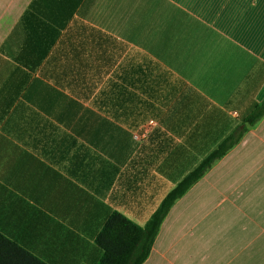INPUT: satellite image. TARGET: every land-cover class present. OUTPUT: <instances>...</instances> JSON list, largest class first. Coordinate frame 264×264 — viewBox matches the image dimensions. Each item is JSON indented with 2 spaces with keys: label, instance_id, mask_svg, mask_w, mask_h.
<instances>
[{
  "label": "crops",
  "instance_id": "0c3cea01",
  "mask_svg": "<svg viewBox=\"0 0 264 264\" xmlns=\"http://www.w3.org/2000/svg\"><path fill=\"white\" fill-rule=\"evenodd\" d=\"M263 103L264 0H0V234L98 264L227 142L144 264H264Z\"/></svg>",
  "mask_w": 264,
  "mask_h": 264
},
{
  "label": "trees",
  "instance_id": "16d2710c",
  "mask_svg": "<svg viewBox=\"0 0 264 264\" xmlns=\"http://www.w3.org/2000/svg\"><path fill=\"white\" fill-rule=\"evenodd\" d=\"M264 116V103L257 107L249 122ZM227 142L191 172L161 203L145 228L119 213L111 215L96 238L103 256L98 264H144L151 253L160 226L172 206L201 179L228 151ZM0 264H46L26 249L0 234Z\"/></svg>",
  "mask_w": 264,
  "mask_h": 264
},
{
  "label": "built area",
  "instance_id": "2783aa9c",
  "mask_svg": "<svg viewBox=\"0 0 264 264\" xmlns=\"http://www.w3.org/2000/svg\"><path fill=\"white\" fill-rule=\"evenodd\" d=\"M154 125H155V122L154 121L149 122L148 127H145L143 129H140L139 132H135L133 134L134 139L136 141H138V142H141L143 140H146L148 138V136L150 135V133H151L152 126H154Z\"/></svg>",
  "mask_w": 264,
  "mask_h": 264
}]
</instances>
